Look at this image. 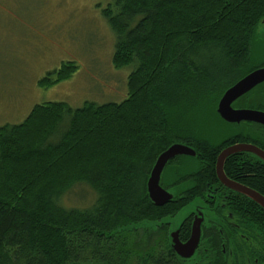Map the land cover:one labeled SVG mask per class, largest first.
<instances>
[{
  "label": "trees",
  "instance_id": "trees-1",
  "mask_svg": "<svg viewBox=\"0 0 264 264\" xmlns=\"http://www.w3.org/2000/svg\"><path fill=\"white\" fill-rule=\"evenodd\" d=\"M102 15L115 35L113 67H134L128 96L80 109L36 105L21 124L0 127V264H163L149 245L133 248L126 228L185 208L155 207L145 191L170 145L206 139L170 109L190 114L194 103V114L217 119L221 95L264 65L254 59L264 42V0H114ZM76 70L64 63L39 85L50 88ZM208 98L211 108L201 110ZM77 184L96 194L94 204L61 207Z\"/></svg>",
  "mask_w": 264,
  "mask_h": 264
},
{
  "label": "rangeland",
  "instance_id": "rangeland-1",
  "mask_svg": "<svg viewBox=\"0 0 264 264\" xmlns=\"http://www.w3.org/2000/svg\"><path fill=\"white\" fill-rule=\"evenodd\" d=\"M113 2L0 0V127L21 124L36 105L65 103L80 109L86 103L119 104L127 98L134 67H113L115 35L102 15ZM254 59L264 61V42L255 48ZM69 62L77 67L70 79L40 87L41 79ZM211 101L206 99L201 110L210 109ZM197 108L191 103L190 114L184 108L170 111L178 124L201 126L202 132L194 135L216 139L210 128L216 119L209 111L194 114ZM95 201L87 185L77 184L58 203L65 209H88Z\"/></svg>",
  "mask_w": 264,
  "mask_h": 264
},
{
  "label": "flooded vegetation",
  "instance_id": "flooded-vegetation-1",
  "mask_svg": "<svg viewBox=\"0 0 264 264\" xmlns=\"http://www.w3.org/2000/svg\"><path fill=\"white\" fill-rule=\"evenodd\" d=\"M216 107V124L210 127L216 139L205 137L204 144H183L192 148L195 156L174 158L160 180V186L172 195V203L181 208L189 206L183 225L177 229L178 242L184 245L190 240L194 222L199 226L197 241L177 254L169 241L176 229L169 232V225L155 231L133 229L130 233L137 239L132 241L137 245L133 248L149 245L146 252L153 249L161 254L163 264H264V209L245 193L225 185L216 174L223 150L235 145L252 147L255 152L246 150L228 156L222 169L229 182L264 199V122H226L216 113ZM231 108L264 113V82L234 101Z\"/></svg>",
  "mask_w": 264,
  "mask_h": 264
},
{
  "label": "water",
  "instance_id": "water-1",
  "mask_svg": "<svg viewBox=\"0 0 264 264\" xmlns=\"http://www.w3.org/2000/svg\"><path fill=\"white\" fill-rule=\"evenodd\" d=\"M262 82H264V67L258 68L250 72L249 74L241 78L239 81H237L230 88H228L223 93L222 97L220 98L217 104L216 113L222 120L226 122L248 121L262 124L264 122V113L252 110H233L231 108V104L234 101L248 93L250 90H252ZM246 150H252L253 152H255L252 147L245 145H235L223 150L217 160L216 174L220 181H222L225 185L232 186V188L245 193L249 198L254 200L258 205H260L264 209V199L262 197H260L255 192H251L250 190H242L241 187L235 186L234 184L229 182L226 176L224 175L222 169L224 160L228 156ZM182 155L195 156V152L192 148L186 145L174 143L157 157L146 181V195L153 206L162 207L171 202L172 195L160 186V180L167 164L174 158ZM188 212L189 206L182 209L174 218H164L158 223H143L140 225L127 227L126 230L140 229L143 227L152 228L153 230H156V228H160L163 225H169V232L176 229L170 233V246L177 254H183L185 251L192 247L194 240L196 242L199 236V226L194 222L192 226L190 240L184 245L178 242L177 229L180 227L182 221L185 219ZM180 216H182V218L178 222L177 218ZM120 231H123V229L120 228L116 230V232Z\"/></svg>",
  "mask_w": 264,
  "mask_h": 264
},
{
  "label": "bare ground",
  "instance_id": "bare-ground-1",
  "mask_svg": "<svg viewBox=\"0 0 264 264\" xmlns=\"http://www.w3.org/2000/svg\"><path fill=\"white\" fill-rule=\"evenodd\" d=\"M243 78V77H242Z\"/></svg>",
  "mask_w": 264,
  "mask_h": 264
}]
</instances>
